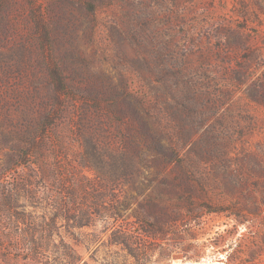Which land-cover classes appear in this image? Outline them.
Returning <instances> with one entry per match:
<instances>
[{
	"label": "rangeland",
	"instance_id": "rangeland-1",
	"mask_svg": "<svg viewBox=\"0 0 264 264\" xmlns=\"http://www.w3.org/2000/svg\"><path fill=\"white\" fill-rule=\"evenodd\" d=\"M61 172L65 185H122L140 237L158 227L167 242L205 240L237 217V237L258 232L264 0H0V264H68L61 234L115 230L93 208L95 225L61 226L49 199ZM199 213L204 229L184 225ZM226 247L187 260L228 264ZM76 249L77 264L170 262L160 246L135 257L107 243Z\"/></svg>",
	"mask_w": 264,
	"mask_h": 264
},
{
	"label": "trees",
	"instance_id": "trees-1",
	"mask_svg": "<svg viewBox=\"0 0 264 264\" xmlns=\"http://www.w3.org/2000/svg\"><path fill=\"white\" fill-rule=\"evenodd\" d=\"M48 130L44 128L42 132L43 148H46ZM100 139H95V148L101 150ZM82 162H85L83 159ZM102 178V175H99ZM106 177L103 176L102 179ZM74 185H65L64 174H60V185H53L54 191L49 196L51 206L56 208L57 217L61 226H66L71 229L75 226L80 228H89L95 225L97 217L94 216L90 210L93 208L100 216L98 220L104 222L107 228H115L107 240L102 237L92 241H80L73 236V233L68 232L66 235H60V248L64 251L61 262L67 260L68 264H77L79 260L76 247H85L90 249L92 246H99L107 243L111 247H120L123 251L131 256H138L140 254H152L157 246H160L165 253L164 259H195L201 260L206 254L209 247L220 248L227 246L223 251L227 252L226 262L228 264H264V219L259 221L258 232L249 231L246 234L237 237V226L245 224L246 220L241 217L236 218V224L232 229H226L223 233H217L214 236H209L205 240L194 231L188 232L186 235L177 234L172 242H167L164 229H147L145 236L135 235L129 228L128 218H124V213L131 207V202L121 201L116 196L117 189L122 185H84L81 178H70ZM105 180V179H104ZM110 182L114 180L110 179ZM46 187V186H44ZM196 205L195 200L191 197L189 204L190 208ZM102 209L105 211L102 212ZM221 209H207L208 214L222 213ZM236 215V213H232ZM139 223L145 224V218L142 215L135 217ZM176 222L178 219H175ZM183 223V221H181ZM194 223V229H204L205 219L204 214L192 215L191 218L184 222V225H191ZM48 223L45 227H49ZM69 231V230H68ZM161 233V235H159ZM162 241L160 244L151 241ZM62 251V252H63ZM64 256V257H63ZM147 263V259L145 260ZM49 262V261H48ZM47 262V264H48ZM86 264V263H84ZM145 264V263H141ZM169 264V263H166Z\"/></svg>",
	"mask_w": 264,
	"mask_h": 264
},
{
	"label": "water",
	"instance_id": "water-1",
	"mask_svg": "<svg viewBox=\"0 0 264 264\" xmlns=\"http://www.w3.org/2000/svg\"><path fill=\"white\" fill-rule=\"evenodd\" d=\"M174 262H176V261H170L169 264H174ZM179 262H181V264H198V262L189 261V260L179 261ZM204 263H211V262L210 261H206Z\"/></svg>",
	"mask_w": 264,
	"mask_h": 264
},
{
	"label": "bare ground",
	"instance_id": "bare-ground-1",
	"mask_svg": "<svg viewBox=\"0 0 264 264\" xmlns=\"http://www.w3.org/2000/svg\"><path fill=\"white\" fill-rule=\"evenodd\" d=\"M174 264H180L179 262H174ZM198 264H201V263H198Z\"/></svg>",
	"mask_w": 264,
	"mask_h": 264
}]
</instances>
